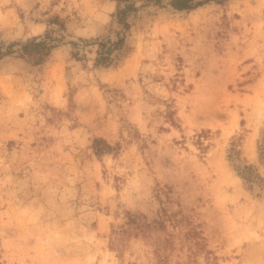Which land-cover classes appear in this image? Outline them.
I'll use <instances>...</instances> for the list:
<instances>
[{"label":"rangeland","instance_id":"rangeland-1","mask_svg":"<svg viewBox=\"0 0 264 264\" xmlns=\"http://www.w3.org/2000/svg\"><path fill=\"white\" fill-rule=\"evenodd\" d=\"M168 2L0 0V264H264V0Z\"/></svg>","mask_w":264,"mask_h":264},{"label":"trees","instance_id":"trees-1","mask_svg":"<svg viewBox=\"0 0 264 264\" xmlns=\"http://www.w3.org/2000/svg\"><path fill=\"white\" fill-rule=\"evenodd\" d=\"M208 1L211 0H169L168 5L176 11H189L191 9L203 5L204 3H207ZM155 2H158V0H155ZM129 9H133V7L131 5H127L124 9L119 11V14L124 15L126 10L128 11ZM119 20L122 21L121 18ZM37 39V37H34L27 43L21 45V50L23 51V53L35 52L39 55V58L41 59L42 57L48 55L50 49L54 48L56 45L52 44L46 36L42 39ZM121 43L122 39H119L115 42H108L107 44L99 43V48L96 52L97 56L95 58V64L102 66L109 65L111 63L110 56L112 51L116 48H119ZM8 52L10 51H7V53ZM1 55H4V53H0V56ZM92 148L97 156H100L104 153H109L111 150H113V148L102 138H94L92 140ZM236 171L237 174L250 186L255 183L256 178L259 179V177H257V174L254 172L253 167L250 165H242L241 167H237Z\"/></svg>","mask_w":264,"mask_h":264}]
</instances>
